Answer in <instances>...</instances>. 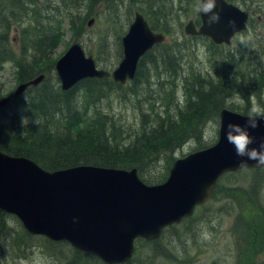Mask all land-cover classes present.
<instances>
[{
    "label": "rangeland",
    "instance_id": "rangeland-1",
    "mask_svg": "<svg viewBox=\"0 0 264 264\" xmlns=\"http://www.w3.org/2000/svg\"><path fill=\"white\" fill-rule=\"evenodd\" d=\"M21 1L23 9L19 11V0H0V34H6L9 43L7 60L0 63V91L5 97L13 95L19 85L17 68L11 59L16 57L29 63L41 57L40 61L44 62L39 52L41 49L43 51V46L39 43L52 46L49 43L52 41V34L48 31L50 28L56 27L61 34L48 60L58 61L72 45L78 44L87 57H93L98 68L107 71L115 70L123 58L122 38L136 12L142 13L152 27H168L170 30L165 42L151 51L152 57L143 59L142 74L150 78L139 76L140 82L133 83L134 79L118 88L104 86L100 93L97 91L94 94L96 100L93 102L88 101V91L84 87L70 93L71 101L83 118L89 120L99 116L107 121V134L116 138L117 148L114 152L126 148L128 151L133 147L132 143L144 124V116L153 125L158 120L167 119L168 115L175 118L177 110L184 109V85L189 76L201 74L213 81H217L219 76L225 80L232 76L237 81L233 90L217 100L222 101L223 109L243 114L248 107L250 114L253 103L264 109V0H229L250 15L248 29L235 36L230 46H217L209 39L185 35L184 27L189 21L201 24L200 15L195 11L197 0H158V11L145 4L155 0H110L90 8V14L87 3L75 9L74 0H35L34 4ZM86 14L88 16L82 17ZM91 21L93 23L89 25ZM73 22L77 24L78 31H75L77 28ZM45 33L48 38H44ZM165 51L177 59L173 66L175 70L179 69L177 74H174V69L170 74L165 68L155 69L152 64L151 61L155 58L159 60ZM45 80L41 86L30 93L25 92L0 111V126H7L8 130H12L11 134L21 132L25 135L29 132L38 138L37 135L43 131V122H47L38 117L39 125L31 122L35 118L31 114H37L33 102L39 99L43 88L54 95L66 93L61 89L55 69L46 72ZM98 94L102 97H98ZM237 95L241 102L229 103ZM220 111L212 110L213 113L198 124L199 138L186 140L194 141L193 147L178 151L185 141L171 150L160 148L161 153L143 167L140 178L144 182L146 179L148 185L164 183L176 160L216 144ZM22 116H27L30 122L23 125ZM110 120L116 124L115 129H110ZM60 123L53 120L47 124L51 130ZM101 154L106 156L104 152ZM118 158L119 161L124 159ZM218 182L213 197L192 217L170 227L158 240L136 241L135 254L125 264H264V243L260 246L261 254L254 258L255 253L245 229L254 218L263 222L258 234L263 233L264 169L226 173ZM2 213L7 214L4 222L0 219L3 264H68L67 254L72 256L73 253L78 255V264H98L96 257L86 253L76 254L73 247L64 241L54 243L34 235L35 238H27L18 219L5 211ZM3 216L0 215L1 218ZM20 237L27 246L18 250L16 243ZM61 249L65 253H61Z\"/></svg>",
    "mask_w": 264,
    "mask_h": 264
},
{
    "label": "water",
    "instance_id": "water-1",
    "mask_svg": "<svg viewBox=\"0 0 264 264\" xmlns=\"http://www.w3.org/2000/svg\"><path fill=\"white\" fill-rule=\"evenodd\" d=\"M217 5L216 11L223 9L220 23L209 27L208 16L199 13L201 26L189 21L185 34L207 37L216 45H231L234 36L247 29L248 13L226 0H217ZM230 20L236 22L235 30L229 26ZM165 39L136 12L122 38L123 58L118 67L112 72L99 69L93 57L74 44L56 63L62 90L68 91L85 79H112L124 85L134 80L141 59ZM43 80L41 75L20 84L12 97L0 100V110ZM249 118L221 110L217 143L178 159L166 182L154 186L145 184L136 169L79 166L50 172L33 160L0 151V210L16 215L31 235L67 241L105 264H125L134 254L137 239L157 240L166 228L191 217L212 197L224 174L243 170L241 160H247V169L264 168L247 157H238L226 140L229 123L244 126ZM256 118L260 126L249 129L256 139L250 148H259L264 142V119Z\"/></svg>",
    "mask_w": 264,
    "mask_h": 264
},
{
    "label": "trees",
    "instance_id": "trees-1",
    "mask_svg": "<svg viewBox=\"0 0 264 264\" xmlns=\"http://www.w3.org/2000/svg\"><path fill=\"white\" fill-rule=\"evenodd\" d=\"M27 1L31 4L35 3V0H23L24 3ZM66 1L71 2L72 0ZM108 1L110 0H74L73 5L76 9L80 6H83V3H87L86 6L90 14V8ZM150 2L153 4H150ZM157 2L159 3L158 0L147 1L145 4L148 5L152 10H157ZM18 9L19 11L23 9V3L21 0H19ZM14 13L17 14V12ZM86 16H88V14L82 17ZM73 24L74 27L77 28L75 31H78L77 24L75 22H73ZM152 28L155 31L162 32L166 35L170 34L168 27ZM48 31L52 34L50 37L52 41H49L52 46L48 47L43 43H39L41 46H43V51L41 48H39L41 49L39 52L40 54L42 53V60H45L44 62L40 61L41 57L34 58L32 59L33 61L29 63H24L25 60H19L16 57L11 59L17 68V83H19V85L34 80L41 74L46 75L47 71L55 69V64L57 61L53 62L48 59L50 56L49 54H52L54 51V46L58 42L57 39L59 38L61 32L56 30V27L50 28ZM44 38H48V35L46 34ZM8 52V38L6 34H0V63L4 60H7L5 57L6 53ZM152 55L153 53L149 52L145 57L150 58ZM143 59L139 63L138 72L133 83L140 82L139 76H143L146 79L147 77L150 78L149 76L146 77L142 74L143 71H141V69L145 62ZM176 60L177 59L172 56L170 52L165 51L160 56L159 60L155 58L151 62L155 66V69L165 68L170 74L174 69V74H177L179 69L175 70L173 67ZM179 67L180 64L178 61V68ZM236 82L237 81H235L232 76H229L226 80L219 76L217 81L203 77L201 74L189 76L188 79L186 78L184 85V95L186 97L184 109H178L177 116L175 118H172L168 115L167 119L158 120L153 125L151 122H147L146 117L144 116V124H142L141 131L132 143L134 144L133 147L128 151H126V148L125 150L121 149L120 151L116 152H114V150L117 148L115 146L116 138L110 134H107L105 129V125H108L107 121L99 116L93 117L89 120L86 117L83 118L82 115H80V111L71 101L70 97L72 94L71 92L76 91L80 87H84L88 91V101L92 100L93 102V100H96L94 94H96L97 91L100 93L101 88H104V86L108 87L109 85H112L115 88H118L123 87V85L116 84L110 79H87L78 83L70 91L57 95L47 93L49 91L43 88L39 99L34 101L32 104L37 114L31 115L42 118V120L46 121L47 123H51L53 120L61 123L49 130L48 124L43 122V131L40 135H37L38 138H35L36 135H31L29 132H27L25 135H22L21 132L11 134L10 131L12 130H8L7 126L2 125L0 126V151L11 156L31 159L47 171H60L82 165H91L127 170L136 168L140 175V173L142 174L144 171L143 167L147 163L151 162L156 155L161 153L160 148H170L169 150H171L173 147L175 148L179 146L189 138H199L201 133L198 130V124H202L205 117L208 114L213 113L212 110L220 111L224 108L222 101L218 102L217 100L233 90ZM170 88L171 85L169 89ZM34 89L35 88L33 87L28 89L27 93H30ZM4 97L5 95L1 94L0 91V99ZM98 97L102 96L98 94ZM247 108L243 113L244 115H250ZM167 112L168 110L166 113ZM110 122V126L112 127L110 129H115L116 124H114L111 120ZM103 152L104 155L106 154V156H102L101 153ZM56 155L61 156L55 157ZM118 157H123V161H119ZM148 157L150 160H143L144 158ZM146 181L147 180L145 179V182ZM0 215L3 216L4 213L0 211ZM6 216L7 214H5L3 218L0 217L2 222L5 221ZM18 222L22 232L25 233L27 238L32 239L39 237H33L32 235L30 236V234H28L24 229L22 223H20V221ZM262 225L263 222L261 223V220L255 221L253 218L250 224L245 228L248 232L251 249L255 253L254 258L257 254H261L262 252V247L260 248V246L264 243V227L262 235L258 234L259 227L262 228ZM17 241L18 243L16 244L18 245V250H20L22 246H27L22 237L18 238ZM48 242L52 243L50 241ZM73 249L76 254H84L75 248ZM61 253L65 252L62 250ZM86 254L92 255L90 253ZM67 255L69 256L67 260L68 264H78V255H75L74 253L72 256L69 254ZM98 260V264H105L100 259Z\"/></svg>",
    "mask_w": 264,
    "mask_h": 264
},
{
    "label": "clouds",
    "instance_id": "clouds-1",
    "mask_svg": "<svg viewBox=\"0 0 264 264\" xmlns=\"http://www.w3.org/2000/svg\"><path fill=\"white\" fill-rule=\"evenodd\" d=\"M217 6V0H197L195 11L208 16L207 23L209 27H211L212 25L218 24L221 21V12L223 9L216 11ZM228 24L233 30H235L236 22L234 20H230ZM25 99L27 100L26 97ZM240 102L241 100L239 95L229 100V103ZM257 116H259L260 119H264V109L257 107L255 103H253L250 118L247 120V123L244 126L234 123H229L227 125L226 140L229 144L234 146L235 153L238 157H247L248 160L256 162L257 167H264V142L259 144V148H250V145L254 144L256 139L250 135L249 129L256 130L260 126L258 123L259 119L256 118ZM29 122L30 121L27 116L21 117V123L23 125ZM31 122L39 125V120L36 117ZM204 138L207 139V135H205ZM194 144V141L188 140L182 146V149H178V151H187L193 147ZM240 168H248L247 160L240 161Z\"/></svg>",
    "mask_w": 264,
    "mask_h": 264
},
{
    "label": "flooded vegetation",
    "instance_id": "flooded-vegetation-1",
    "mask_svg": "<svg viewBox=\"0 0 264 264\" xmlns=\"http://www.w3.org/2000/svg\"><path fill=\"white\" fill-rule=\"evenodd\" d=\"M150 4H153L152 2H150ZM157 16V15H156ZM145 17V16H144ZM159 17V16H158ZM146 18V17H145ZM147 19V18H146ZM147 21H148V19H147ZM149 22V21H148ZM198 26V25H197Z\"/></svg>",
    "mask_w": 264,
    "mask_h": 264
}]
</instances>
